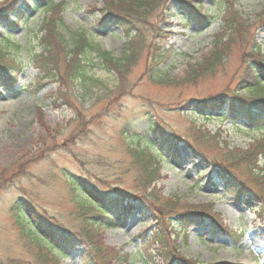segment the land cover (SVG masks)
<instances>
[{
  "label": "rangeland",
  "instance_id": "1",
  "mask_svg": "<svg viewBox=\"0 0 264 264\" xmlns=\"http://www.w3.org/2000/svg\"><path fill=\"white\" fill-rule=\"evenodd\" d=\"M6 1L0 0V5ZM26 1L22 0L19 9L29 18L16 28L0 15V35L11 32L21 44L18 59L23 66L17 92L10 94L0 89V260L5 264H34L43 254L29 241L31 237L26 232L31 227L21 225L17 202L35 209L54 230L69 235L82 227L76 197L85 202L83 195L73 192L70 179H81L105 196L119 197L116 192L125 193L135 186L138 169L121 136L123 126L134 120L154 117L179 137L196 136L195 141L209 142L205 150L211 156L224 154L225 150H220L223 145L228 150L256 153L264 131L243 132L227 120L216 119L219 115H197L187 106L224 92H238L245 98L264 93V75L258 73L261 83L257 89H248L253 80L244 73L250 62L260 59L264 63V0H187L199 15L210 18L201 28L199 22L191 21L178 8L176 0H156L155 7L136 26L132 41L140 39L141 46L130 57L125 86H115L116 76L99 64L93 49L86 55L95 62L90 74L97 83L89 84L86 95L77 86L70 93L57 82L40 79L31 58L40 53L37 39L43 34L39 27L48 11L43 7L34 9L32 3L26 6ZM51 1L63 5L49 13V18L57 16L56 38L63 50L72 48L74 36L82 35L94 48L113 58L121 57L128 41L122 29L110 25L112 17L108 16L104 26L98 25L104 18L99 10L113 0ZM226 12L236 17L231 32L226 31L223 22ZM219 41L224 46L223 62L215 72L179 83L186 66L208 55ZM59 68L61 73L66 69L62 64ZM154 69L168 76L167 85L152 82ZM251 69L255 70L253 66ZM156 141L153 140L154 148L148 147V153L155 156L159 149ZM179 148L181 156L176 160L162 153L159 177L146 191L204 209L225 231L199 223H183L186 228H181L172 219L174 214L169 213L165 216L172 222L168 239L184 258L196 264H264L261 204L227 194L221 185L219 167H209L198 158L199 167H194L196 161L188 147L180 144ZM255 158L256 165L264 167V157ZM242 165L253 179L248 165ZM259 207L260 214L256 211ZM142 210L141 205H127L124 213L115 218L113 228L98 233L94 241L102 250L110 248L121 257L108 264H146L148 253L161 263L156 256L159 247L146 242L156 230L153 214H143ZM56 246L65 255L57 256V263L46 264L82 263L85 251L81 243H70L68 251ZM56 252L49 256L55 257Z\"/></svg>",
  "mask_w": 264,
  "mask_h": 264
},
{
  "label": "trees",
  "instance_id": "2",
  "mask_svg": "<svg viewBox=\"0 0 264 264\" xmlns=\"http://www.w3.org/2000/svg\"><path fill=\"white\" fill-rule=\"evenodd\" d=\"M21 2L22 0H7L6 3L0 5V15L11 22L10 27L13 29L24 18H29L26 13L18 8ZM176 2L179 3L178 8L183 10L189 19H193L191 21L199 22L200 27L210 21V18L206 15H199V10L194 7L191 1L176 0ZM29 3H32L34 9L43 7L48 11L46 12L48 16L43 19L39 27V33L43 34L37 39L40 53L33 55L31 58L33 65L37 67L40 73V79L42 81L57 82L67 91L69 90L70 93L77 86L81 93L86 95L89 92V84L94 85L97 83L90 74L95 62L87 58L86 52L96 50L99 64L116 76L115 86L124 85L127 69H130V57L135 54L136 48L141 46L140 39L134 43L132 41L136 35V26L141 24L139 21L151 12L157 1L113 0L111 3L105 4L102 10H99L104 18L99 20L98 25L104 26L106 24L105 16L112 17L110 25L119 26L128 39L124 52L118 59L111 57L109 53L101 51L97 47L94 48L82 35L74 36L72 38V48L65 47L63 50L58 45L56 38V35H58L57 16L49 18V13L60 10L63 5H54L51 0H27L25 5L27 6ZM226 15L223 22L226 31L231 32L235 29L236 17L227 12ZM218 47H222V49H218ZM223 48L224 46L219 41L214 44L213 50L208 55L198 62L188 64L179 83L192 82L202 75L214 73L216 67L223 62ZM21 51V44L14 40L11 32H6L4 36L0 35V89L10 94L17 92L18 78L23 71L22 63L18 59ZM60 64L66 68L62 73L59 70ZM251 66L256 71L251 69ZM246 69L244 72L246 77L253 80L252 87L248 89H257L261 83L258 73L264 75V63L262 60L257 59L250 62ZM150 79L154 84L167 85L169 83L168 76L161 74L156 69L152 71ZM59 99L66 100L62 96ZM187 107H191L193 113L197 115H202L200 112L219 115L216 119L227 120L232 126L241 129L243 132L264 131V93L245 98L238 95V92H224L220 96L197 101ZM244 125L250 128L245 129ZM121 136L126 146L125 149L132 158V163L138 169L136 170L137 183L134 182V189H126L125 193L116 192L119 196L117 197L114 195L105 196L99 190L93 188L91 184L81 179L78 181L70 179L73 192L76 191L78 195L79 193L83 195L85 201L82 203L76 197L77 206L81 212V228L73 229L68 232L69 235L54 230L42 221L41 216L37 214L35 209L17 202V210L22 213L21 225L31 227L30 232H26L31 237L29 241L39 246L43 253L42 257L34 264H46L47 261L57 263V256H64L65 252L58 250L56 245L67 250L70 243L74 244L75 242L84 246L85 252L81 264H108L114 260H120L121 257L114 250L110 248L102 250L94 240L101 229L115 226V218L121 216L129 204L141 205L143 214L147 212L153 214L156 230L153 234L151 233L146 242L150 244L152 241L151 243L159 247L156 256L160 259V264H196L195 261L184 258L178 251V246L168 239L172 222L165 216L169 213L174 214L175 218L172 219L181 228H186V226H182L183 223H199L198 225L203 224L207 227L216 228L219 232L225 230L219 226L220 224L215 216L206 213L200 207L179 203L177 199H166L160 194L146 191L159 177L160 160L163 159L162 153H169L170 159L176 160L181 156L179 145L182 143L188 147L191 158L196 161L194 167H199L198 162L200 161L196 160L198 158L209 167H219L221 169L220 181L227 194L239 200L244 199L248 202L260 203V207L264 209V167L259 168L256 165L257 158L253 159L254 156L258 155L264 157V136L257 146L258 149L255 150L256 153L237 149L228 150L227 146L223 145L220 150H225L224 154L218 153L217 155L213 154V156H211L212 153L205 150V145H208L209 142L195 141L198 140L196 136L192 137L193 139L179 137L168 128H165L154 117L139 118L128 126L124 125ZM154 139L157 140V147L159 148L155 151L156 156L148 153V147L154 148ZM242 164L248 165L249 173L252 174L253 179L246 174L244 171L245 166ZM260 207L256 208L259 214L261 213ZM52 251H57L55 257L49 256ZM0 264L5 263L0 260ZM146 264L159 263H156L153 256L148 253Z\"/></svg>",
  "mask_w": 264,
  "mask_h": 264
}]
</instances>
